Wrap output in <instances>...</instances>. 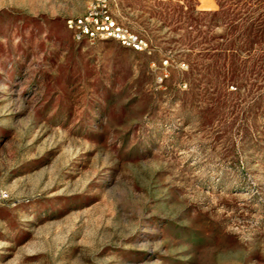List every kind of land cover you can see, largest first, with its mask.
<instances>
[{
	"label": "rangeland",
	"instance_id": "1",
	"mask_svg": "<svg viewBox=\"0 0 264 264\" xmlns=\"http://www.w3.org/2000/svg\"><path fill=\"white\" fill-rule=\"evenodd\" d=\"M89 2L0 0V264H264V0Z\"/></svg>",
	"mask_w": 264,
	"mask_h": 264
},
{
	"label": "built area",
	"instance_id": "2",
	"mask_svg": "<svg viewBox=\"0 0 264 264\" xmlns=\"http://www.w3.org/2000/svg\"><path fill=\"white\" fill-rule=\"evenodd\" d=\"M68 26L75 31V37L78 40L88 38L96 41L113 38L130 44L136 49H143L146 46L142 38L114 20L109 10L108 0H90L85 13L69 19ZM7 198L8 192L0 187V202Z\"/></svg>",
	"mask_w": 264,
	"mask_h": 264
}]
</instances>
